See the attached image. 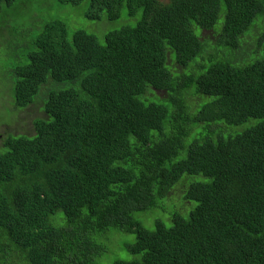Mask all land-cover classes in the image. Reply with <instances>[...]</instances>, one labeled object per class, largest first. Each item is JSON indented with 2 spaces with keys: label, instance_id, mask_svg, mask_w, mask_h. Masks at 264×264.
Returning a JSON list of instances; mask_svg holds the SVG:
<instances>
[{
  "label": "trees",
  "instance_id": "trees-1",
  "mask_svg": "<svg viewBox=\"0 0 264 264\" xmlns=\"http://www.w3.org/2000/svg\"><path fill=\"white\" fill-rule=\"evenodd\" d=\"M86 3L83 17L111 23L103 42L54 20L28 49L8 39L7 21L5 109L15 129L32 127L0 148V235L12 254L264 264V0ZM258 27L253 46L244 37Z\"/></svg>",
  "mask_w": 264,
  "mask_h": 264
},
{
  "label": "rangeland",
  "instance_id": "rangeland-1",
  "mask_svg": "<svg viewBox=\"0 0 264 264\" xmlns=\"http://www.w3.org/2000/svg\"><path fill=\"white\" fill-rule=\"evenodd\" d=\"M166 2L168 0H160ZM88 0H84L78 6H73L71 4H65L62 6V3L59 0H16L9 4V6L4 9L0 13V46L2 47V43L4 44L6 40L7 31V21L13 24V32L8 37V39L12 40L13 45L15 44H25L26 48L32 49V41L36 38V35L41 32L45 25L48 23H52L54 20H62L67 24L69 33L76 29H83L87 32L93 33L96 37L103 42L104 33L111 28V23L109 22H96L83 17V13L85 11V4L87 6ZM258 23V24H257ZM255 24L261 26V19L258 17L255 20ZM262 29L259 27L256 29L250 30V33L247 34L244 39L252 40V45L256 46L258 44V39L256 38L259 32ZM196 33L199 35L200 30H196ZM204 36L209 38L210 47H217L218 39L217 35L213 32H204ZM0 47V148L3 145V141L7 136V133L12 132L17 134L18 132H32L31 123L26 125L21 129H15L16 123L12 119V122L9 123L10 117L9 114L6 113L5 107H8V102L11 100L9 97V92L7 88L3 85V80H1V75L4 74L2 63L5 60L4 49H7L4 45L3 48ZM15 49L19 52H26L27 50ZM243 49L250 50L256 49L255 47H245ZM262 49V47L260 48ZM261 52V51H260ZM238 53V52H237ZM236 53V54H237ZM248 54H250L248 52ZM241 55V54H240ZM230 57L237 58V55H232ZM247 61V60H246ZM41 90V89H40ZM40 90L38 94H40ZM37 94V95H38ZM161 94V93H158ZM6 105V106H5ZM4 106V109H3ZM36 111V110H35ZM3 114V115H2ZM3 116V119H2ZM28 116H33L32 114H28ZM8 122V123H6ZM249 125L248 123H244L242 125H238L233 132H239L245 127ZM179 203L186 205V202H181L180 198L178 199ZM160 215L158 212L148 213L144 217V222L146 225L153 227V221L156 216ZM153 224V225H152ZM0 234L2 232L0 231ZM121 235L116 234L114 239L117 240ZM127 239H132L134 236L129 234L122 235ZM0 241H2V247L0 251V256L4 260H9V264H26L23 259L12 251L14 248L10 247L7 240L3 235H0ZM128 252L124 251V256H127ZM109 264V263H103Z\"/></svg>",
  "mask_w": 264,
  "mask_h": 264
}]
</instances>
